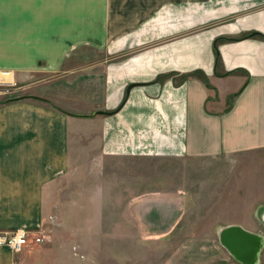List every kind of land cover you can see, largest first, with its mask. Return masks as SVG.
<instances>
[{"label": "crops", "instance_id": "1", "mask_svg": "<svg viewBox=\"0 0 264 264\" xmlns=\"http://www.w3.org/2000/svg\"><path fill=\"white\" fill-rule=\"evenodd\" d=\"M1 71L80 86L0 104V233L49 231L0 264H137L179 232L227 255L200 264H241L220 232L264 238V0H0ZM128 159L196 161L199 190L153 189Z\"/></svg>", "mask_w": 264, "mask_h": 264}, {"label": "rangeland", "instance_id": "2", "mask_svg": "<svg viewBox=\"0 0 264 264\" xmlns=\"http://www.w3.org/2000/svg\"><path fill=\"white\" fill-rule=\"evenodd\" d=\"M38 76L39 75L33 78L30 82V86H27V84L15 83L16 85L12 89L7 92H1L0 102L7 104L8 100L27 95L52 99L54 98L55 92H76L80 86V81L75 80L72 83L70 79H63L60 75L52 74ZM42 84L43 86H41ZM64 86L66 88H64ZM125 164L133 175L140 176L143 180L150 181L153 189L165 190L168 186H181L183 185V178L187 179L189 174V181L194 187V193H197L199 190V176L195 174L199 170V163L196 161L184 163L182 160L128 159L125 161ZM247 182V178H242L239 179L235 185L239 191L240 198L246 196ZM250 200L249 204L251 202H258L255 196L254 200ZM239 202L241 203L240 205H242L245 204L246 200ZM194 205L196 206L197 204ZM220 205L225 206V203L220 202ZM217 210V214L219 215L215 217V220L218 218L221 222L236 220V218L242 217L240 207L234 212L230 211L228 208H218ZM200 213L203 212L201 211ZM192 221H194V219H192ZM188 235V232H179L178 234L171 235L164 241L153 244L149 243L147 245L144 244L143 249L140 251L142 257L137 261V264H164L172 256L173 263L181 261L188 263L194 262L192 264H200L201 259L227 257L225 251L219 247L210 249L199 248V243L186 238ZM180 245H184L185 247L178 249ZM219 264H224V262L219 261Z\"/></svg>", "mask_w": 264, "mask_h": 264}, {"label": "water", "instance_id": "3", "mask_svg": "<svg viewBox=\"0 0 264 264\" xmlns=\"http://www.w3.org/2000/svg\"><path fill=\"white\" fill-rule=\"evenodd\" d=\"M259 34L253 33L252 37ZM132 89L129 88V91ZM25 99H32L37 101L48 102L47 100L27 95L18 97L16 99L8 100L7 103L17 102ZM97 114H105L98 112ZM222 246L241 264H258V257L264 246V238L261 235L253 234L245 231L238 226H230L223 229L219 235Z\"/></svg>", "mask_w": 264, "mask_h": 264}, {"label": "built area", "instance_id": "4", "mask_svg": "<svg viewBox=\"0 0 264 264\" xmlns=\"http://www.w3.org/2000/svg\"><path fill=\"white\" fill-rule=\"evenodd\" d=\"M13 75L7 71L0 72V93L7 92L15 86ZM56 220L50 217V223ZM49 231L44 227L31 229L20 227L12 232L0 233V249L9 248L13 253L18 254L29 247H38L48 241Z\"/></svg>", "mask_w": 264, "mask_h": 264}, {"label": "trees", "instance_id": "5", "mask_svg": "<svg viewBox=\"0 0 264 264\" xmlns=\"http://www.w3.org/2000/svg\"><path fill=\"white\" fill-rule=\"evenodd\" d=\"M218 41H223L222 39H219ZM0 104H2L1 102H0Z\"/></svg>", "mask_w": 264, "mask_h": 264}]
</instances>
